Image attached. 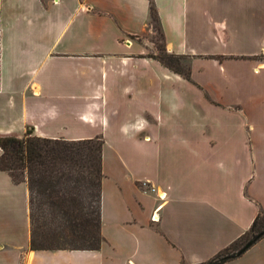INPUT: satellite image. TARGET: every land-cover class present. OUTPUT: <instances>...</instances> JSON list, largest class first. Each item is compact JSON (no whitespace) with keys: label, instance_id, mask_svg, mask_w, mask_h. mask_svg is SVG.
<instances>
[{"label":"crops","instance_id":"crops-1","mask_svg":"<svg viewBox=\"0 0 264 264\" xmlns=\"http://www.w3.org/2000/svg\"><path fill=\"white\" fill-rule=\"evenodd\" d=\"M151 7L188 77L151 56ZM26 129L101 139V242L31 249L0 170V264L209 259L264 213V0H0V136ZM223 264H264V235Z\"/></svg>","mask_w":264,"mask_h":264},{"label":"trees","instance_id":"trees-1","mask_svg":"<svg viewBox=\"0 0 264 264\" xmlns=\"http://www.w3.org/2000/svg\"><path fill=\"white\" fill-rule=\"evenodd\" d=\"M150 20L157 22L152 7L150 8ZM151 56L168 68L188 77L187 66L185 71L181 72L163 61V58L157 55ZM164 56L168 60L177 62L185 58L182 55L166 52ZM101 145V139L98 137L81 140L50 139L33 135L30 129H26L20 137L0 136V170L6 171L14 182L24 181L27 188L30 184H36L43 190L55 189L60 184L81 187L85 183L94 190L95 209L68 220L71 234L74 235V241L77 243L75 246H40L35 243L30 231L29 246L31 249H96L99 247L101 242L99 217V192L102 176ZM20 175H23V178H20ZM82 208L83 206L80 205L78 208L80 212ZM263 235L264 213L259 212L248 229L236 240L209 259L193 264H223L241 254H238V251L243 245L250 242V246Z\"/></svg>","mask_w":264,"mask_h":264},{"label":"rangeland","instance_id":"rangeland-1","mask_svg":"<svg viewBox=\"0 0 264 264\" xmlns=\"http://www.w3.org/2000/svg\"><path fill=\"white\" fill-rule=\"evenodd\" d=\"M152 33L149 40L157 48L153 55H157L173 68L184 72L187 59L179 61L168 60L164 56V50L158 26L151 22ZM23 178V175L19 176ZM25 179V178H24ZM83 206L80 212L79 207ZM96 207L94 190L88 184L81 187L71 184H60L57 188L43 190L36 184H30L28 188V218L29 227L35 243L40 246H75L74 235L71 234L68 220L82 216Z\"/></svg>","mask_w":264,"mask_h":264},{"label":"built area","instance_id":"built-area-1","mask_svg":"<svg viewBox=\"0 0 264 264\" xmlns=\"http://www.w3.org/2000/svg\"><path fill=\"white\" fill-rule=\"evenodd\" d=\"M148 189L150 190V191H156L157 192V197H158V199H160V200H162L163 198H164V193H159L152 185H150L149 187H148ZM159 208H160V204H158L155 208H154V210H153V213H152V215H151V220L152 221H158V210H159Z\"/></svg>","mask_w":264,"mask_h":264},{"label":"water","instance_id":"water-1","mask_svg":"<svg viewBox=\"0 0 264 264\" xmlns=\"http://www.w3.org/2000/svg\"><path fill=\"white\" fill-rule=\"evenodd\" d=\"M249 244H250V242H248L245 245H243V247H241V249L238 251V254L242 253L249 246Z\"/></svg>","mask_w":264,"mask_h":264}]
</instances>
